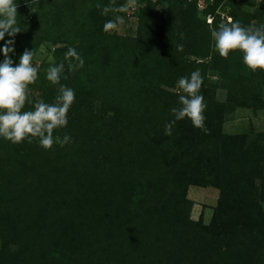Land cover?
Wrapping results in <instances>:
<instances>
[{"label":"trees","instance_id":"1","mask_svg":"<svg viewBox=\"0 0 264 264\" xmlns=\"http://www.w3.org/2000/svg\"><path fill=\"white\" fill-rule=\"evenodd\" d=\"M139 1L136 35L123 37L104 32L111 17L96 5L125 0H16L14 66L26 49L34 61L40 46L52 47L30 86L33 104L54 101L59 85L46 71L68 47L84 66L61 79L75 102L54 135L72 143L44 150L0 138V264H264V133L223 131L237 107L264 108V72L248 70L239 52L224 59L214 50L211 30L221 21L205 17L218 2L201 13L197 0ZM164 3L165 13H155ZM225 6L242 26L264 24L262 4ZM197 69L209 133L186 118L167 136L177 82ZM189 186L218 191L207 225L189 218Z\"/></svg>","mask_w":264,"mask_h":264},{"label":"clouds","instance_id":"2","mask_svg":"<svg viewBox=\"0 0 264 264\" xmlns=\"http://www.w3.org/2000/svg\"><path fill=\"white\" fill-rule=\"evenodd\" d=\"M137 6L138 0H125L124 4L118 6L114 2L105 6L97 4L96 7L102 9V15L111 17L103 25L104 32L120 30L126 23L121 13H127ZM17 17L16 0H0V41H4L5 35L9 37L0 48V55L4 57L0 62V138L12 144L25 141L31 144L35 140L44 150H52L55 145L64 147L72 143V138L67 134L61 138L54 133L67 127V114L75 102V92L61 84V79H68L66 71L71 74L83 68L84 59L75 48L68 47L64 61L49 66L46 71L47 81L59 85L54 101L47 103L39 100L33 104L29 98L30 86L38 79V69L33 64L34 52L26 49L15 66L10 58L14 51L12 37L22 32ZM211 37L214 50L220 57L227 59L230 53L239 52L248 70L264 72V24L242 26L239 21L229 18L227 23H221L211 30ZM177 51H183V45H178ZM203 82L199 69L190 76L179 78L176 85L181 93L179 106L170 110L174 118L165 124V135L171 136L176 122L186 118L195 129L209 133L204 115L207 105L200 93ZM26 104H33V110L25 111Z\"/></svg>","mask_w":264,"mask_h":264},{"label":"rangeland","instance_id":"3","mask_svg":"<svg viewBox=\"0 0 264 264\" xmlns=\"http://www.w3.org/2000/svg\"><path fill=\"white\" fill-rule=\"evenodd\" d=\"M152 3L156 0H150ZM144 4L138 0V6L134 7L126 13L125 17V25L118 31L112 32L110 34H116L118 36L123 37H134L136 35V30L138 28L139 17L138 11L142 9ZM167 9V3L163 5H158L153 10L155 13L160 15L161 13H165ZM252 10V9H250ZM212 43L214 41L212 39ZM52 52V47L50 45L45 44L39 47L37 50L36 56L34 58L33 64L37 69L42 67V64L45 61L49 62L51 60L50 54ZM50 63V62H49ZM53 64V63H51ZM215 73H209L207 76L208 82L213 87H218L216 89V96L220 100H224L225 97L220 90L221 82ZM97 110L100 111L101 109L97 107ZM227 120L223 124V131L227 134H243V135H250L252 137L253 134L264 133V108H258L256 110L245 109L237 107L234 112L227 115ZM259 180L255 181V197L257 199L258 193L257 189H259ZM187 199L192 202L190 211H189V218L191 221L194 222H201L203 225H207L211 222V218L214 213V209L217 205L218 200V191L212 187L201 188L195 186H189L186 193ZM259 207L261 208L262 213L264 214V203L259 202ZM14 247H11L13 250Z\"/></svg>","mask_w":264,"mask_h":264},{"label":"built area","instance_id":"4","mask_svg":"<svg viewBox=\"0 0 264 264\" xmlns=\"http://www.w3.org/2000/svg\"><path fill=\"white\" fill-rule=\"evenodd\" d=\"M230 0H197V9L199 12L203 13L205 9L215 6V3L218 2L217 6L214 7L213 13H207L205 17V22L210 25L213 22V17L218 16L221 23H227L228 19L231 18L229 15V10L226 9L225 5ZM239 1V0H236ZM244 1H253L255 4L264 5V0H244Z\"/></svg>","mask_w":264,"mask_h":264}]
</instances>
